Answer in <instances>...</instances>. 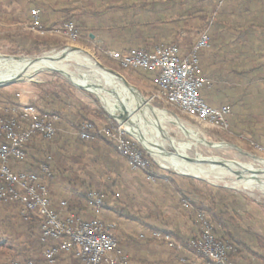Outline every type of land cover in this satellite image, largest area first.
Instances as JSON below:
<instances>
[{"label":"rangeland","instance_id":"rangeland-1","mask_svg":"<svg viewBox=\"0 0 264 264\" xmlns=\"http://www.w3.org/2000/svg\"><path fill=\"white\" fill-rule=\"evenodd\" d=\"M224 4L219 6L217 3V9L223 7ZM72 15L80 16L81 14L80 12H75V14L72 13ZM65 19L66 18H63L56 28L59 29ZM214 20L215 15L214 12H212L210 16L201 21L200 27H198L200 33L207 32L209 34V27ZM42 30L45 29L42 28ZM0 31L3 32L2 35L27 36L32 40L45 44L44 46H39V48H41L39 53H27L18 50L12 43L1 41L0 56L38 58L45 54H59L73 47L87 50L101 65L121 74L129 84L139 91L154 109L164 111L168 116L178 119L189 134H192L195 138L205 139V141L211 145L220 146V149L219 147L214 149L201 146L196 150L189 138L184 136L177 127L172 125L166 126V129L163 128V130L166 131L165 135L169 138L172 145L177 146L181 152L190 157H194L196 154L201 156H215L222 161L246 164L254 169L260 168L258 164L254 163L253 158L264 159V74L260 75V81L254 84L252 83L253 85H251L252 87L249 89L252 92V96L248 98L249 101L245 103L244 107L241 105L239 107V104H235L230 98L225 100V103L231 106L233 114L237 117V121L235 124H231L229 120V129L227 131H222L210 125L199 124L189 119L181 112L165 106L164 104L152 102L149 98L154 88L151 86L150 75L136 70H123L104 55L103 51L109 50V46L115 43L109 36L97 35V37H94L90 34L87 38L86 36L79 35L76 40H71L62 32L55 31L44 34L32 30L26 31L20 28H3ZM260 62H264V58L260 59ZM67 65L69 70L74 73L88 72L85 68L79 67L74 61L68 62ZM92 78L94 77L92 76ZM105 87L108 88V86ZM238 92V90L232 92L226 90L225 96L227 97L229 94L233 98V96L238 95ZM49 93H57L64 100L81 103L84 107L89 109V119L95 123V128L98 131L110 129L112 132L122 134L126 138H129L136 150L143 153L141 154L140 152L141 156L143 155L146 159L143 156L142 158L148 163L145 170H135L118 154L119 156H115L113 159L120 167V174L118 175L114 172V169L108 172V174L103 175L101 169L104 168V166L101 167V165V168H97V166L96 168L95 166L94 168H90L88 166L87 169L93 170V173H97V171L99 174L100 172L102 173L100 176L101 183L99 185L90 181L86 171L81 170L78 165L73 167L67 166L62 175H57V173H55L54 177L48 182H53L54 188L62 190L63 194L68 195L78 191L79 194L76 192L77 196H84L89 189L101 191L104 195V199L108 198L111 193L118 194L116 202L114 198L106 202L108 206H112V213L107 210V207H102L100 211L93 213V217L103 220L104 223H115L114 228L117 230L122 228L126 221L133 219V217H146L152 219L151 221H157L161 226H167L169 230L180 232L181 235L185 234L188 240L191 237L198 236L202 225H196V222L200 221L203 217L200 216V218H198L197 216V219L195 218L194 206L191 203L193 199L187 197L186 200L182 201L183 198L181 196L171 190L159 187L158 184H154L153 179H160L163 178V175H167L168 178H181L184 182L186 180H192L195 184L194 186H196L199 191V194L194 197V203H203L210 208H212L213 190L224 189L237 195L244 196L250 205L247 211L241 213L240 216L247 220L250 216L249 212L257 211L258 213L254 214V218L250 219L252 220V232L258 235L264 233L260 228V224L264 226V193L257 190L244 191L240 189H230L226 187V184L231 182L228 178H224L221 182L213 185L205 180L181 176L171 169L160 167L150 154L147 153L144 147L130 135L126 134L120 128L118 122L106 113L95 96L76 88L67 78L62 77L59 73L43 71L35 75L32 80H20L10 85L1 86L0 107H7L12 102H23L34 105L39 113H45L46 109L52 108L53 104V100L50 98ZM120 101L123 102V99L121 98ZM239 108L241 109L240 114ZM239 116H242L243 119L245 118L246 121L243 122L244 124L241 123V127H239ZM56 129L57 132L55 136L58 133H65L70 141L74 142L77 139V131L75 130L71 129L66 131L61 127H57ZM253 133L260 136L261 140L257 141L252 139ZM107 139L114 144L112 140L109 138ZM48 148L49 145L46 141L41 138H36L29 143L27 148L28 158L34 156L39 160H43L46 153H48ZM150 173L152 177H148ZM108 186L109 188H106ZM54 191H56L57 194L61 192L58 190ZM14 205H16L17 208L15 206L5 208L0 204V264H12L13 262L22 264L31 259V261L37 264H44L41 256L42 249L40 252L37 251V254L33 253L31 256L28 251H25L27 248L32 247L33 239L29 234L26 235L25 231H22L24 229L21 230L22 235H17L19 232L17 226L21 223L20 218H22L23 215L21 214L22 209L20 206H18V204ZM14 213L19 216L17 218H4L5 214L14 215ZM148 214H151V217L148 216ZM209 218L210 216L206 214L202 221L208 220ZM118 224H120L119 227ZM156 244L163 245L160 243ZM255 249L258 252H264V250L262 251L260 248ZM60 263L72 264V261L67 259Z\"/></svg>","mask_w":264,"mask_h":264},{"label":"built area","instance_id":"built-area-1","mask_svg":"<svg viewBox=\"0 0 264 264\" xmlns=\"http://www.w3.org/2000/svg\"><path fill=\"white\" fill-rule=\"evenodd\" d=\"M230 0H218L219 6ZM30 29L47 33L40 28V10L30 11ZM52 31L62 32L69 39L76 40L79 31L72 22L60 25ZM210 47V36L203 32L186 56L180 55L177 44L168 47L157 46L152 50L115 51L104 50V55L123 70H136L152 77L154 91L152 102L173 108L199 124L227 131L231 106L218 108L207 105L201 98V91L211 88L214 81L203 75L199 53ZM58 116L53 113H39L34 105L18 102L0 107V201L19 204L21 214H36L40 218L41 256L44 264H57L61 255H71L77 264H129V254L113 236L114 224L104 223L98 218L84 219L74 213L61 216L60 211L50 207L48 181L53 177L52 169L42 164L37 173L15 172L11 162H23L25 147L35 138L51 140L57 129ZM77 137H107L114 142L117 153L135 170H145L148 163L129 138L110 129L97 130L88 123L81 125ZM148 177H152L150 173ZM87 202L94 212L103 207L101 191L88 190ZM63 207L66 202L61 204ZM198 236L191 237L184 244L175 240L172 232L152 230L140 235L141 240H150L182 253L198 255L214 264H228L231 245L218 241L213 235V225L202 221ZM182 262L185 261L183 258ZM12 264H21L13 262ZM22 264H36L28 260Z\"/></svg>","mask_w":264,"mask_h":264},{"label":"crops","instance_id":"crops-1","mask_svg":"<svg viewBox=\"0 0 264 264\" xmlns=\"http://www.w3.org/2000/svg\"><path fill=\"white\" fill-rule=\"evenodd\" d=\"M83 1L0 0V30L3 28L29 30L30 11L37 8L40 10V28H45L47 33L56 28L63 18L73 17L83 27H92L96 31H101L98 26L107 25L106 32L110 34L114 42L120 43L117 35L112 36V34L120 32L122 29L120 26L127 31L131 24L138 23L139 49L152 50L157 46L168 47L177 44L180 55L186 56L202 34L198 28L201 21L217 10L218 3V0H105L109 6L108 19L99 22L96 16L87 21L82 19L81 15H72V13L83 11ZM102 2L103 0H92L91 7H98ZM220 10L219 25L209 30L210 47L199 53L200 66L204 76L210 80L222 82L235 78L236 75L230 70L234 66H239V107L240 105L244 107L249 101L248 98L252 96L249 89L254 83L243 84L242 82L245 80L258 82L261 80L260 75L264 74L262 70L254 69L259 65L260 59L264 58V43L260 42L261 30H258V25L264 18L262 16L264 3L262 0H230ZM253 21L256 24H253ZM102 31L105 30L102 29ZM2 33L0 31V35ZM110 50L117 51L114 48ZM151 86L154 88L152 80ZM214 87L202 91L203 101L213 108L227 104L225 103L226 91L219 86ZM244 88L250 94L244 96L241 93ZM240 110L239 108V114ZM234 118L235 114L232 110L228 120L231 122ZM244 121L245 118L239 116V122ZM48 183L51 209L60 211L62 217L68 213H74L84 219L93 218L94 211L87 200H79L80 196L76 194V192L79 194L78 191L66 195L62 193V190L55 189L53 182ZM54 190L61 192L57 194ZM63 202L70 204V207L68 205L63 207L61 205ZM112 209V206L107 207L111 213ZM151 220L146 217H133L126 221L122 228L115 229L116 237L119 239L117 241L125 251H128L129 264H214L197 255L169 249L156 242L140 241L138 239L140 235H148L156 228L173 232L167 229V226H161L157 221ZM182 258L185 261L182 262Z\"/></svg>","mask_w":264,"mask_h":264},{"label":"trees","instance_id":"trees-1","mask_svg":"<svg viewBox=\"0 0 264 264\" xmlns=\"http://www.w3.org/2000/svg\"><path fill=\"white\" fill-rule=\"evenodd\" d=\"M243 1V0H238ZM92 0H84L82 3L83 11L80 13L81 18L84 20H89L96 16V20L99 22L107 21L108 13L107 10L109 9L108 3L103 0L100 6H96L95 8L91 7ZM264 3V0H262ZM222 8V7H221ZM221 8H218L215 12V20L212 21L209 30H211L214 26H218L220 19L219 16L221 14ZM264 16V15H262ZM256 21V20H255ZM72 22L79 31L80 36H86L87 38L89 35H93L97 37V35H105L110 36L107 31V25L105 27L98 26L97 30L92 27H83L80 23L77 22L73 17H67L64 21ZM100 24V23H99ZM107 24V23H106ZM253 24L256 22L253 21ZM122 28V29H121ZM123 26H120L121 31L117 32V39L120 43H113L109 46L110 49L115 48L117 51H128V50H138V41L140 37V30L139 25L136 23L135 25L131 24L130 27L127 28V31L123 30ZM45 29V28H43ZM105 30V31H102ZM258 30L261 32V43H264V18L262 22L258 25ZM112 39V38H111ZM5 41L7 43H12L18 50L23 52L31 53L41 51L39 46H44V43H40L36 40L30 39L27 36H12V35H0V42ZM109 49V50H110ZM143 50H147L146 48H142ZM231 68V67H230ZM254 69L264 70V62H260L257 67ZM235 74L236 77L232 78L229 81L222 82V81H214V86L221 87L224 91L228 90L229 92L238 90L239 91V66H234L230 70ZM261 79V78H260ZM152 80V77H151ZM256 81H247L245 80L242 82L243 84L246 83H255ZM226 83V84H224ZM208 88L207 90H210ZM205 90V89H204ZM205 90V91H207ZM203 91V90H202ZM201 91V98L202 92ZM228 93V92H227ZM241 93L246 96L250 94L245 88L241 90ZM50 98L53 100L52 108L46 109L47 113H53L58 116V120L55 123V128L61 127L63 130H79L82 124L88 123L92 126L96 127L95 123L89 119L88 112L89 109L84 107L79 102H72L70 100L62 99L57 93H49ZM227 98L232 100L235 104H239V92L236 96L227 95ZM16 102H12L10 105H15ZM229 121V120H228ZM237 117L231 120V124L236 123ZM249 123V122H248ZM242 125L239 122V127ZM36 139V138H35ZM252 139L257 141L261 140V137L252 134ZM43 140V139H42ZM33 141V140H32ZM48 143V153H46L45 158L43 160H39L37 157L31 156L28 158V146L25 147V158L23 162H15L12 161L11 167L15 172H27V173H37L39 168L42 164H46L49 167H53L52 169V176L54 177L55 173L57 175H62L66 170L67 166H77L81 170H85L86 174L90 181L95 182V184L99 185L101 183L100 176L108 174L114 169V172L118 175L120 174V167L115 163L114 157L119 156L116 147L112 142H110L107 138L101 136H89L86 139H77L72 142L69 140L68 136L65 133H58L54 136L51 140H44ZM2 140H0V144ZM141 152V151H140ZM141 154H143L141 152ZM143 156V155H142ZM144 157V156H143ZM145 158V157H144ZM146 159V158H145ZM104 168L101 169L102 173L97 171V173H93V170H88V166L90 168ZM96 172V171H95ZM145 176V175H143ZM163 178L160 179H153L154 184H158L159 187H162L166 190H171L172 192L176 193L177 195L183 198L182 201L186 200L187 197L192 198L193 202L192 205L194 206V215L195 218L203 217L204 215H209L210 218L206 220L209 223H213V235L214 237L223 243H227L232 246V250L228 253V264H264V252H258L255 248H260L262 251L264 250V233L263 234H256L252 232V220L254 218V214H257V211L249 212V218L247 220L240 216L241 213H245L247 208L249 207V202L246 200L244 196L237 195L235 193L229 192L224 189H217L213 190L212 195V208L204 205L203 203H194L195 195L199 194L197 187L194 186V182L192 180H182L178 177H170L168 178L167 175H163ZM50 181V180H49ZM106 188H109L106 187ZM92 190V189H89ZM84 196H80L79 200H87ZM108 197V196H107ZM116 202L118 198V194H113L108 198L104 199L103 208L108 207L106 202L113 200ZM0 204L3 205L5 208L15 206L13 203H3L0 201ZM69 206L70 204L67 203ZM18 206H20L18 204ZM70 207V206H69ZM17 208V207H16ZM22 209V207L20 206ZM17 213V212H16ZM14 213V215L5 214L4 218H17L19 215ZM148 216L151 217V214ZM251 217V218H250ZM245 219V220H244ZM21 223L17 226L18 227V234L22 235V231L26 232V235H30L33 239L32 247L27 248L25 251L33 255V253L37 254V251L40 252L43 245L40 242V218L36 214H26L22 218H20ZM202 225L201 221H197L196 225ZM260 228L264 232V226L260 224ZM24 229V230H22ZM115 229L113 230V236L116 240L117 237L115 235ZM22 230V231H21ZM158 231H162L161 229H154ZM172 235L175 240L185 243L188 240V237L181 235L180 232L173 231ZM147 243H151L153 241L145 240ZM120 244V243H119ZM121 246V245H120ZM122 247V246H121ZM123 248V247H122ZM31 249V250H30ZM239 258V263H238ZM71 260L72 264H77L74 257L71 255H61L58 258L57 264H61L60 262ZM32 260V259H31ZM36 263V262H35ZM44 263V262H43ZM37 264V263H36Z\"/></svg>","mask_w":264,"mask_h":264},{"label":"bare ground","instance_id":"bare-ground-1","mask_svg":"<svg viewBox=\"0 0 264 264\" xmlns=\"http://www.w3.org/2000/svg\"><path fill=\"white\" fill-rule=\"evenodd\" d=\"M70 61L76 62L88 72L70 71L67 65ZM98 64L100 63L90 52L77 47L38 58L0 56V84L18 75L22 76L21 80H32L43 71L59 73L76 88H82L95 96L106 113L118 122L126 134L140 143L160 167L171 169L181 176L205 180L213 185L228 178L231 182L226 184V187L230 189L257 190L264 193V159L253 158L254 163L260 166L254 169L246 164L222 161L215 156L196 154L190 157L184 154L177 146L172 145L163 128L166 129L168 125L177 127L189 138L196 150L201 146L214 149L218 147L220 149V146L211 145L205 139L195 138L178 119L168 116L164 111L158 109L143 111L145 105L130 94L118 77L99 68ZM124 114L127 117L119 119ZM222 162L225 164L222 165Z\"/></svg>","mask_w":264,"mask_h":264},{"label":"water","instance_id":"water-1","mask_svg":"<svg viewBox=\"0 0 264 264\" xmlns=\"http://www.w3.org/2000/svg\"><path fill=\"white\" fill-rule=\"evenodd\" d=\"M91 37H92V36H91ZM97 66H98L99 68L105 70V71H108V72L111 73L112 75L118 77V78L122 81V83H123V85L125 86V88H127V89L129 90L130 94L133 95V96L135 97V99L141 101V102L145 105V106L143 107V111H146V110H150V111H152V110H154V108L149 104V102H146L145 98L139 93V91H138L135 87H133L131 84H129V83L127 82V80H125V78H124L121 74H119L118 72H116V71H114V70L108 69V68H106L105 66H103V65H101V64H98ZM21 77H22L21 75H18V76H16L15 78H13L12 80H9V81H7V82H5V83H1V84H0V87H1V86H5V85H10V84H13V83H15V82H17V81H20V80H21ZM80 90L85 91V90L82 89V88H80ZM126 117H127V116L124 114V115H121V116L119 117V119H125ZM223 164H225V163L222 162V165H223Z\"/></svg>","mask_w":264,"mask_h":264}]
</instances>
